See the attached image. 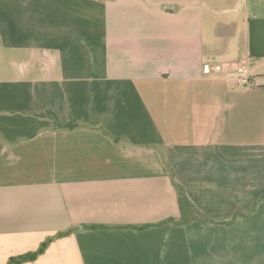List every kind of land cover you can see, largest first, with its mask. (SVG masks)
Masks as SVG:
<instances>
[{"label": "crops", "instance_id": "1", "mask_svg": "<svg viewBox=\"0 0 264 264\" xmlns=\"http://www.w3.org/2000/svg\"><path fill=\"white\" fill-rule=\"evenodd\" d=\"M47 240L12 264H264V0H0V264Z\"/></svg>", "mask_w": 264, "mask_h": 264}, {"label": "trees", "instance_id": "2", "mask_svg": "<svg viewBox=\"0 0 264 264\" xmlns=\"http://www.w3.org/2000/svg\"><path fill=\"white\" fill-rule=\"evenodd\" d=\"M176 188V192H177V196H178V202L181 208V213H183L184 215V211H188L190 213L196 212L195 208L193 207V205L190 203V201L187 199L183 188L176 184L175 185ZM180 221H182V219H180ZM147 225H142V226H136V228H142V227H146ZM95 227H99L97 225H87L86 228H95ZM48 243L47 241H44L41 246L34 252H29L23 255H19V256H13L9 259L8 264H12V263H19L22 262L24 260H32L36 257V255H38L39 253L42 252V250H44V248L46 247Z\"/></svg>", "mask_w": 264, "mask_h": 264}, {"label": "built area", "instance_id": "3", "mask_svg": "<svg viewBox=\"0 0 264 264\" xmlns=\"http://www.w3.org/2000/svg\"><path fill=\"white\" fill-rule=\"evenodd\" d=\"M205 70L206 72H211V71H220L222 70L221 65H211V64H206L205 65ZM234 82L238 85H241V87L245 88L247 85H250V80L248 75L245 73L244 70H241V73L238 75H235Z\"/></svg>", "mask_w": 264, "mask_h": 264}]
</instances>
